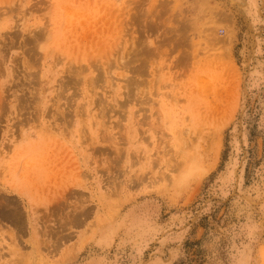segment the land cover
Wrapping results in <instances>:
<instances>
[{"label":"rangeland","instance_id":"1","mask_svg":"<svg viewBox=\"0 0 264 264\" xmlns=\"http://www.w3.org/2000/svg\"><path fill=\"white\" fill-rule=\"evenodd\" d=\"M0 264H264V0H0Z\"/></svg>","mask_w":264,"mask_h":264},{"label":"bare ground","instance_id":"2","mask_svg":"<svg viewBox=\"0 0 264 264\" xmlns=\"http://www.w3.org/2000/svg\"><path fill=\"white\" fill-rule=\"evenodd\" d=\"M187 54V53H186ZM79 58V57H78ZM187 58V57H186ZM128 93V92H127ZM161 116V115H160ZM186 168V167H185ZM182 170H184V169H182ZM183 171H181V173H182Z\"/></svg>","mask_w":264,"mask_h":264},{"label":"built area","instance_id":"3","mask_svg":"<svg viewBox=\"0 0 264 264\" xmlns=\"http://www.w3.org/2000/svg\"><path fill=\"white\" fill-rule=\"evenodd\" d=\"M221 32L223 33V30L221 29Z\"/></svg>","mask_w":264,"mask_h":264}]
</instances>
